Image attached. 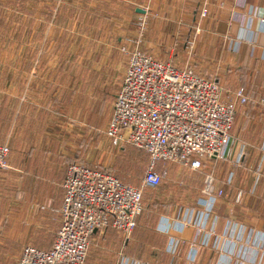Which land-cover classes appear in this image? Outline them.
Instances as JSON below:
<instances>
[{
    "label": "rangeland",
    "instance_id": "obj_1",
    "mask_svg": "<svg viewBox=\"0 0 264 264\" xmlns=\"http://www.w3.org/2000/svg\"><path fill=\"white\" fill-rule=\"evenodd\" d=\"M126 4L123 0H0V143L10 147L8 168L0 170V204L18 207L5 208L1 217L7 219L11 212L14 219L13 223H0V264H17L19 260L5 257L3 249L23 250L38 244L27 234L22 241L21 230L29 226L42 231L41 219H48V214L41 217L39 213L40 219L27 221L24 208L30 204L58 208L65 172L74 162L107 167L122 181L142 188L147 155L126 144L114 145L107 135L130 59L124 48L134 51L133 44L143 39L138 46L141 52L159 60L171 57L176 67H189L200 76L218 79L226 101H235L234 92L245 88L228 70L214 64L209 49L196 51L201 57L193 58L188 54L191 48L178 49L173 35L165 38L176 26H164V19H152L159 46L151 50L142 47L147 25L159 12L139 17ZM128 38L131 45L123 46ZM237 110L244 109L237 106ZM252 123L256 127L255 120ZM238 135L235 121L231 138L237 152L241 147ZM212 162L200 171L176 163L160 165L159 170L165 173L161 186L143 190L142 236L153 238V225L160 216L193 207L202 196L207 176L226 194L218 208L223 202H244L243 180L227 183L232 174L230 161ZM57 214L50 226L55 231L62 222L61 211ZM119 238L111 230L95 234L86 264H114L120 249L114 245ZM235 241L240 242L239 237ZM228 245L220 243L223 249ZM220 247L214 250L219 252ZM145 251L144 246L139 249L142 256Z\"/></svg>",
    "mask_w": 264,
    "mask_h": 264
},
{
    "label": "built area",
    "instance_id": "obj_2",
    "mask_svg": "<svg viewBox=\"0 0 264 264\" xmlns=\"http://www.w3.org/2000/svg\"><path fill=\"white\" fill-rule=\"evenodd\" d=\"M258 11L250 10L253 13L248 17L258 16ZM207 15V8L202 9L201 18ZM142 40L133 44L134 51L123 49L130 59L107 130L114 145H132L149 155L142 188L124 183L98 168L70 165L63 182L62 226L52 248L41 250L28 245L17 264H86L92 238L98 232L114 229L122 234L124 243L132 236L144 211V188L158 187L165 177L164 171L159 170L160 165L177 163L200 171L204 163L230 161L237 106L251 102L246 89H237L235 101H226L219 82L200 76L189 67L178 68L172 62L141 52L138 46ZM192 44L189 43L191 49ZM261 150L264 154V140ZM9 155V145L0 144V169L8 168ZM242 158L240 152L234 165L241 166ZM233 176L232 173L228 177V184ZM206 182L194 207L164 216L159 226V231L168 236L167 252L172 258L182 254L186 243L184 231L193 230L186 255L188 264H199L201 251L218 248L222 241L217 238L219 219L214 211L226 194L215 187L211 175ZM224 232L230 240L240 239L247 233L242 225L232 222ZM248 235L253 236L255 251L264 250L263 233L250 229ZM226 250L219 249L222 255ZM117 264L146 263L130 259L121 251ZM220 264L244 262L227 257Z\"/></svg>",
    "mask_w": 264,
    "mask_h": 264
},
{
    "label": "crops",
    "instance_id": "obj_3",
    "mask_svg": "<svg viewBox=\"0 0 264 264\" xmlns=\"http://www.w3.org/2000/svg\"><path fill=\"white\" fill-rule=\"evenodd\" d=\"M123 1L126 2L128 4H126L127 7L132 9L135 15L139 17L142 15L149 16L148 12H159L158 17H152L150 19L148 23L150 27L149 29L147 25V32L142 47L151 50L156 49L159 46L158 41H156L157 34L151 28L154 22L152 19H164V26H176L175 29H172V33L170 32L171 35L166 34L165 38H170L173 35V41L178 46V49L182 47L185 51H190L189 43H193V51L188 52L193 58L197 56L201 57V52L196 53V51H205L206 49L212 51L210 57L213 58L214 64L218 67H224L225 69L222 71L228 70L233 78L237 77L240 85L244 86L246 91L248 90L250 93V98L252 97L257 101L256 105H253L251 101V106L243 107L244 110L238 112L236 123L237 130H239L238 139L241 143V147L238 152L233 148V138L231 149L229 151L230 162H228L230 163V169L234 174L232 183L235 182L236 178L238 180L240 179L241 182L243 180V185L241 187L246 193V198L243 203H237L235 200L230 203L223 202L221 207H217V209H215L217 211L214 212L217 219H219L216 228L217 238L219 240L222 239L224 243H230L229 248L224 252V255H222V251L217 252L211 248L204 249L199 254L198 262L199 264H220L222 258L232 257L234 261L237 258H240V261L244 262V264H264V250L255 251L253 242L251 241L253 236L250 240L248 235V230L250 229L256 233L264 234V156L263 158H260L259 153V147H261L264 140V0ZM204 8H207L208 15L206 18H201V10ZM138 10L144 11V13L138 12ZM250 10H259L258 16L248 17L250 13H253L250 12ZM163 11L164 16H162ZM158 22L159 20H156L155 23ZM165 31L166 30H164V32ZM168 31L169 30H167V32ZM133 38L134 37H132V39ZM132 39H126L123 41L124 43L121 39L120 42L123 43V46H130ZM188 54L187 56H189ZM165 58L167 60L162 61L175 64V60L171 57ZM253 88L256 90L252 91ZM251 108L255 110V113L251 114L247 112ZM254 120L256 122V127H254L252 123ZM240 152L243 154V163L238 167L234 165V161ZM180 167L185 168L181 165ZM66 174L67 171L65 172L63 181L65 180ZM62 191L63 196L58 208L48 209L49 206L35 204L25 206L24 210L27 214V221L32 219V217L40 219L39 213L41 214V217H44L42 213H47L48 219H41L40 224L42 226V231H33L29 226L22 229V241L25 240V234H27L29 240L38 243L37 245H33L34 247L41 250H50L52 248L57 233L62 226L61 222L56 231L50 228L52 224L51 222L54 221L55 216L58 215L57 212L59 210L61 211L63 207V187ZM7 206L8 207H4V205L0 204V223L2 221L13 223L11 219L14 218L11 216V212L8 213L7 219L4 218L1 220L3 212L6 211L5 208H7L8 211H10V209L14 210L11 207L18 208L14 205L10 206V204H7ZM172 214H174V212ZM164 216H169V214L160 216L158 223L156 221L157 225L155 233L159 240L155 239V235V237L153 236L151 239L148 236L141 235L145 227L140 223V220L137 226V232H139V234L135 236V233H137L135 231L133 234L134 238L131 239V236L129 238L130 241L128 240L129 242L127 241L124 243L122 234L115 230L120 238L118 243L114 246H117L118 249H120L117 253L114 264H117L121 251H124V253L132 259L143 257L147 260L144 262L146 264H188L186 255L189 251V243L194 236V232L190 228L184 231L183 237L186 239V243L182 246V254L179 257L172 258L167 252L169 241L168 236L159 231L160 222ZM25 222L26 219H24V223ZM229 222L235 223L237 226L242 225L243 229L247 231L246 234L240 237V242H236V239H227L224 235V231H226V226ZM217 230L221 231L222 234H219ZM119 244L120 246H118ZM142 246L146 248L144 256L139 252V249L142 248ZM21 251L23 250L11 249L10 251V248L3 249L4 256L10 258H20L22 254Z\"/></svg>",
    "mask_w": 264,
    "mask_h": 264
},
{
    "label": "trees",
    "instance_id": "obj_4",
    "mask_svg": "<svg viewBox=\"0 0 264 264\" xmlns=\"http://www.w3.org/2000/svg\"><path fill=\"white\" fill-rule=\"evenodd\" d=\"M204 77V76H203ZM206 78H209V77H206ZM209 79H213V78H209ZM214 80H216L217 82H219V80L218 79H214ZM254 90H256V89H252V91H254ZM247 93H248V95L250 94L249 92H248V90H247ZM251 103V102H250ZM248 104V105H238V109L239 108H241V107H247V106H251V104ZM247 112H249V113H251V114H253V113H255V110H253L252 108L251 109H249ZM237 114H238V110H236V116H237ZM235 121H236V118H235ZM233 130V129H232ZM1 144V143H0ZM128 146H131V147H134V146H132V145H128ZM135 149H137V150H139L138 148H136V147H134ZM139 151H141V150H139ZM142 153H144L145 155H147V158H148V164H147V168H148V165H149V162H150V157H149V155L147 154V153H145V152H143V151H141ZM259 153H260V158H263V156H264V154H263V152H262V150H261V147H259ZM263 154V155H262ZM73 164H83V165H86V166H89V167H93V168H98V169H100L101 171H104V172H107V173H109V174H112V175H114V176H116L115 175V173L112 171V170H110L109 168H107V167H102V166H92V165H89V164H86V163H84V162H74ZM207 163H204V166H203V168H202V170L204 169V167H205V165H206ZM72 165V164H71ZM0 170H2V169H0ZM145 175V174H144ZM117 178H119L118 176H116ZM144 178V177H143ZM120 179V178H119ZM121 180V179H120ZM122 181V180H121ZM124 182V181H123ZM163 182V181H162ZM126 183V182H125ZM128 184V183H127ZM162 184V183H161ZM161 184L158 186V187H156V188H148V189H157V188H159L160 186H161ZM227 185V184H226ZM225 184H224V187L226 186ZM143 205H144V200H143ZM195 206V205H194ZM193 206V207H194ZM215 211H217V210H215ZM214 211V212H215ZM144 212V211H143ZM143 214V213H142ZM142 216V215H141ZM141 216L139 217V219H138V222H139V220H140V218H141ZM159 219H160V217H159ZM159 219H157V223H158V221H159ZM156 222L154 223V225H153V229H152V233H153V235H155L156 237H157V235H156ZM137 229L138 228H136L135 229V231H137ZM109 230H114V229H108V231ZM115 231V230H114ZM134 231V232H135ZM133 232V233H134ZM89 251H90V249H89ZM88 260V259H87Z\"/></svg>",
    "mask_w": 264,
    "mask_h": 264
},
{
    "label": "water",
    "instance_id": "obj_5",
    "mask_svg": "<svg viewBox=\"0 0 264 264\" xmlns=\"http://www.w3.org/2000/svg\"><path fill=\"white\" fill-rule=\"evenodd\" d=\"M138 12L144 13V11H140V10H138Z\"/></svg>",
    "mask_w": 264,
    "mask_h": 264
}]
</instances>
